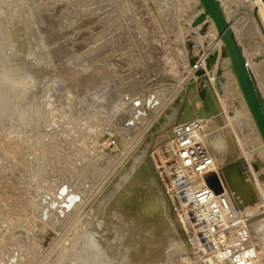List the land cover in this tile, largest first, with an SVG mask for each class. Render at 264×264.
<instances>
[{
  "label": "rangeland",
  "instance_id": "obj_1",
  "mask_svg": "<svg viewBox=\"0 0 264 264\" xmlns=\"http://www.w3.org/2000/svg\"><path fill=\"white\" fill-rule=\"evenodd\" d=\"M197 6L196 0H0L6 45L22 65L18 78L29 99L27 109L35 107L22 131L10 123V113H0L9 116L0 118V264H50L63 250L80 248L89 233L101 240L109 261L112 252L115 264H137V252L130 247L147 241L134 232L124 238L123 220L106 218V209L125 193L137 198L139 190L138 201L145 204L140 164L150 161L157 176L152 154L172 126L166 135L162 130L192 110H205L196 98L205 88L211 91L206 86L214 76L222 85L229 83L224 86L227 98L238 100V108L233 112L220 103L214 108L216 123L207 139L210 143L217 137L222 145L212 151L226 164L241 157L244 146L258 144L215 29L210 22L198 30L199 24H191L196 31L186 25ZM222 7L264 98V0H224ZM205 51L216 52V61L204 75H192L190 64ZM108 134L115 135V145L105 149L101 143ZM253 154L251 160L246 157L250 163L239 158L241 173L264 178V153ZM248 189L249 196L237 205H244L242 212L259 242V264H264V184ZM68 195L75 197L72 203H67ZM164 214L160 210L152 216L167 220ZM170 242L154 247L160 253L174 251L158 264H186L189 251ZM65 260L77 264L72 257Z\"/></svg>",
  "mask_w": 264,
  "mask_h": 264
},
{
  "label": "bare ground",
  "instance_id": "obj_2",
  "mask_svg": "<svg viewBox=\"0 0 264 264\" xmlns=\"http://www.w3.org/2000/svg\"><path fill=\"white\" fill-rule=\"evenodd\" d=\"M197 1V9L195 10V12H193L192 16L191 17H188V22L186 25H188L187 27L191 30V31H194L195 29H200L205 23L207 22H210L211 26H213V28L215 29L216 33H217V36H218V41H219V44H218V47L220 45V50L221 48L224 49L225 48V44H224V41L222 40V38L218 35V31H217V28H216V25H215V22L212 18H210V16H207L206 19L199 23V25L197 26V28H192L191 24L193 26H196L193 24L194 20L196 19V17H198L201 13L204 12V7L201 5L200 3V0H196ZM223 1L224 0H220L221 2V6H223ZM223 9V7H222ZM6 10V9H5ZM224 12V10H223ZM225 14V12H224ZM226 16V14H225ZM226 19L228 20L227 16H226ZM193 21V22H192ZM229 21V20H228ZM1 22V21H0ZM231 27H232V24L231 22L229 21ZM2 24V23H1ZM232 30L234 32V29L232 27ZM6 31V30H5ZM196 31V30H195ZM4 27H3V30L1 28V25H0V113H5V114H8L10 113V117L12 116L11 118V121L10 123L14 124V126H16L17 124V129L21 130L22 127L28 123L26 122L29 118V111L34 109V108H31L29 111V99H26L28 97H26V94H24V90H25V87H24V90L21 88V85L20 83L23 82L20 80V78H18L19 76V73H21L23 70H22V65L18 62V60L14 57L15 55L12 54V52H9V47H7L10 43H8V45H6V42H7V38L5 37V34H4ZM7 33V31H6ZM234 35H235V32H234ZM236 37V35H235ZM237 39V38H236ZM238 41V40H237ZM9 42V40H8ZM239 43V42H238ZM241 46V45H240ZM242 49V47H241ZM12 51V49H10ZM242 52H243V55L245 57V60L248 64V67L250 69V63L248 62V59H247V56H246V53L245 51L242 49ZM215 55L217 54L216 52L214 53ZM209 55H212V54H209ZM208 55V57H209ZM218 55V54H217ZM217 55H216V58H217ZM227 61V64L229 65V68L231 70V74L233 75L234 79H235V82L237 84V87H238V90H239V95H240V99L242 100V103L247 111V113L249 114V118L250 120L252 121L256 131H257V134L260 138V141L258 142V144L256 146H254L253 148H250L249 147H246L244 146V149H243V153L241 155V157L243 158V161H248V158H246L248 155L249 157V160H251V157L252 155H254L253 153H259V151L262 153H264V139L262 137V134L258 128V125L254 119V116L250 110V107L247 103V100L244 96V93L242 91V88L240 86V83H239V80H238V77L236 75V72L233 68V65H232V60H231V57L229 55V53L227 52V56H226V59ZM216 61V60H215ZM24 66V65H23ZM212 66V65H211ZM210 66V67H211ZM206 69H209V68H206ZM214 69V67H213ZM211 70V69H209ZM25 74H22L26 75V72H24ZM205 73V69H204V72L202 74H196V75H199V76H202L204 75ZM210 74V73H209ZM29 75V74H28ZM229 76H231L229 74ZM27 77V76H26ZM227 77V75H226ZM23 78V77H22ZM230 78V77H229ZM25 79V78H24ZM232 79V78H231ZM233 79V80H234ZM28 80V79H27ZM228 80V79H227ZM225 80V81H227ZM209 81V80H208ZM229 81V80H228ZM26 83V82H24ZM208 83V82H206ZM205 83V84H206ZM204 84V83H203ZM224 84V83H223ZM226 84V82H225ZM229 84V83H228ZM228 84L226 86H228ZM21 85V86H20ZM195 85V84H194ZM257 85V84H256ZM26 86V84L24 85ZM29 86V85H28ZM206 86V85H205ZM225 85H222V82L221 80L219 79V77L217 76H214L210 79L209 83H208V86L206 87H209L211 88V91L208 89L206 90L207 88L203 89L198 98H196V101H199L200 103H203V108H205V110L199 114L197 112H193L190 111V113L186 114V116H181L178 118V121L177 122H182L184 120H186L187 118L191 119L193 117H198L200 119H202V122L204 123L203 126V137H202V140L204 142V144L206 145V147L208 148V150L210 151V153L212 154V156L214 157V159L216 160V162L218 163V170H217V173H215V175L217 176L218 178V181L222 187V191L225 192V194L229 197L230 199V202L232 204V207L233 209L237 212V214L240 216V217H246L248 218V220L246 221L247 224L249 225V228L251 230V226H250V223H249V217L248 215H246L245 213L242 212V209L244 207V205H237V203L242 200L243 198H246L247 195H248V188L250 185L252 184H256L257 186H261L264 184V178L263 177H259L261 178L262 181H260V179L258 178V176H255V175H252V176H247V178H244L243 175H246L243 173H241V169L240 167L242 165H244V163H242L243 161H241L239 158H241L240 156H237V158L234 160V161H231L229 163H222L219 161L217 155L215 154V152L212 151V149H217L219 147H221L222 143L221 141L215 137L210 143H208V139H207V136L208 134L206 133L209 129H211L212 127L215 126V123L216 121L214 120V115H213V110L214 108L217 107V104H222L223 107H225L227 110H230V111H235V109H237V104H238V100L235 101L234 99H229L227 98V89L225 90ZM223 87V88H222ZM31 88V87H30ZM204 88V87H203ZM229 88V87H228ZM258 88V86H257ZM28 89V88H27ZM223 89V90H222ZM259 90V89H258ZM29 91V90H28ZM27 92V90H26ZM260 92V90H259ZM198 93V92H197ZM229 93V92H228ZM187 94V93H186ZM261 94V92H260ZM214 96H216L217 100L214 99ZM262 96V94H261ZM189 96L186 95L185 96V99H187ZM38 98V97H37ZM227 98V99H226ZM263 98V96H262ZM42 99V98H41ZM189 99V98H188ZM187 99V100H188ZM35 100V99H34ZM264 100V98H263ZM43 102V101H42ZM44 103V102H43ZM32 104V103H31ZM34 105V104H33ZM32 105V106H33ZM221 105V106H222ZM28 108V109H27ZM190 108L192 109V107L190 106ZM33 111V110H32ZM37 111V110H36ZM211 111V112H210ZM29 113V114H28ZM38 113V112H37ZM42 113V112H41ZM44 114V112H43ZM195 114V115H194ZM0 118L2 116H5L3 114H0ZM9 115V114H8ZM7 116V115H6ZM5 116V117H6ZM193 116V117H192ZM5 117H3V119L5 120ZM9 117V116H7ZM6 117V118H7ZM31 118V117H30ZM9 119V118H8ZM7 119V120H8ZM13 119V120H12ZM32 120H33V117H32ZM177 120V119H175ZM188 120V119H187ZM3 121V120H2ZM26 122V123H25ZM25 123V124H24ZM29 123H31V119L29 121ZM176 123V122H175ZM24 124V125H23ZM32 124V123H31ZM171 123H169L167 126L164 127V129L162 130V134H165L166 135V132L169 130V128L172 126L170 125ZM13 126V127H14ZM8 127V126H7ZM27 128V127H26ZM9 129V128H8ZM11 130V129H10ZM24 130V129H23ZM15 131V130H14ZM22 131V130H21ZM30 131V130H29ZM35 131V130H34ZM98 131V130H97ZM20 132V131H19ZM40 132V131H39ZM2 133V132H1ZM16 133V132H15ZM21 133V132H20ZM97 132L93 133L96 134ZM168 133V132H167ZM24 134H26L24 132ZM7 135V133H6ZM9 135V134H8ZM17 135V134H16ZM22 135V134H21ZM92 135V136H93ZM164 135V136H165ZM168 135V134H167ZM5 136V135H4ZM15 136V135H14ZM115 136V135H113ZM13 137V136H12ZM163 137V136H162ZM17 138V137H16ZM95 138V137H93ZM18 139V138H17ZM166 139V138H165ZM20 140V138H19ZM37 140V139H36ZM76 140V139H74ZM118 140V139H117ZM10 141V140H9ZM26 141V140H25ZM29 141V140H28ZM41 141V140H40ZM163 141V139H162ZM106 142V141H105ZM223 142V141H222ZM36 143V142H35ZM73 143V142H72ZM104 148L106 149V145L104 144V139L102 141V143ZM246 144V143H245ZM248 144V143H247ZM26 145V144H25ZM34 145V143H33ZM151 147V145H149ZM154 146V145H153ZM3 147V146H2ZM47 147V146H46ZM43 149V148H42ZM109 149V148H108ZM107 149V150H108ZM11 152V151H10ZM55 152V151H54ZM13 153V152H12ZM43 153V152H42ZM54 154V153H53ZM239 154V153H237ZM152 157V156H151ZM262 157V156H261ZM147 158V157H146ZM145 158V159H146ZM153 158V157H152ZM264 159V158H263ZM141 160V159H140ZM147 160V159H146ZM141 163L138 159V161L141 163V167L138 169V173H140V180L144 183H142V185H144V197L145 198V204L141 203L138 201L139 198L141 197V191L139 190V193H137L136 197L137 198H133L130 196V194H124L123 196H121L120 199H118L117 197H115L116 195H114L113 197L117 198L119 200V203H117L116 200L115 202V206L111 207V208H107L106 209V214H105V217L106 218H109V219H112L115 217H118L119 220L122 219L123 220V225H122V230H123V234H124V238L129 236L131 233L134 232V235H138V239H144L146 240L147 244H142L141 241H137L135 243L132 244V250H135L138 254H136V258L134 259L135 262H137V264H158L160 263H165V259L167 258L166 256H169L171 253H173L174 251L171 252V249H165V248H162V249H165L164 253H160L161 249L157 250L155 249L154 247L156 246L157 243H160L161 245H165L167 243H169V240H171L170 243H174L173 241H177L175 242L176 244H178L180 247L181 245L182 246H185V248H182L183 249V252H190V246L186 240V237L183 236V232L180 233V228H179V219H178V216L176 213H173L170 212V209H169V202H168V197L166 196L165 194V191L163 190L162 188V185L159 184L158 182V178L156 176V174L152 173L150 170V161H146ZM38 161V160H37ZM137 161V160H136ZM249 162V161H248ZM24 163V162H23ZM250 163V162H249ZM248 163V164H249ZM9 164V163H8ZM135 164H133L134 166ZM138 165V163H136V165L134 167H136ZM132 166V168L134 169V167ZM139 167V166H138ZM7 168V167H6ZM152 169V168H151ZM255 169V168H254ZM136 170V168L134 169ZM261 170V169H260ZM133 171V170H132ZM127 175V174H126ZM129 176V175H128ZM123 180H124V183L125 184V179L126 176L123 175V177H121ZM120 178V179H121ZM137 180V179H136ZM127 181V180H126ZM131 181V180H130ZM123 182V181H122ZM134 184H136V182L133 180ZM138 182L140 181H137V184ZM121 183V182H120ZM128 183H129V180H128ZM121 184V185H123ZM127 184V183H126ZM132 183V185H134ZM130 186V185H129ZM138 186H140L138 184ZM119 187H120V184H119ZM122 187V186H121ZM120 187V188H121ZM133 187V186H132ZM143 187V186H142ZM119 188V189H120ZM125 188V187H124ZM123 189V188H122ZM130 189H133V188H130ZM125 190V189H123ZM127 190V189H126ZM125 190V192H126ZM117 192H119L118 188L116 190ZM115 191V192H116ZM121 191V189H120ZM64 192V189H62V193ZM122 192V191H121ZM138 192V191H137ZM250 192V191H249ZM17 193V192H16ZM128 193V191H127ZM114 194V192L112 193ZM135 194V193H134ZM16 195V194H15ZM122 195V194H121ZM132 195V194H131ZM249 196V195H248ZM20 197V195H19ZM68 199H66L67 203H72L73 199H75L74 196L72 195H68ZM108 197L110 198V194L108 195ZM114 199V198H113ZM112 200V199H111ZM142 200V199H141ZM6 201V200H5ZM18 201V200H17ZM69 201V202H68ZM106 201H108L109 203V200L106 199ZM12 202V201H11ZM111 203V202H110ZM109 203V204H110ZM18 205V204H17ZM107 205V204H106ZM109 206V205H108ZM20 207V206H19ZM140 209V210H139ZM160 210H164V215L166 216L165 218H167V220H157V216H152L154 215L156 212L160 211ZM19 211V210H18ZM138 211V213L136 212ZM105 213V212H104ZM137 213V214H136ZM5 215V214H4ZM23 215V214H22ZM99 216V215H98ZM104 216V214H103ZM102 217V216H101ZM97 218V217H96ZM105 218V219H106ZM117 218V219H118ZM100 219H97V222L99 221ZM103 220V219H102ZM113 220V219H112ZM94 221V220H93ZM101 222V220H100ZM105 222L108 223V221L106 220ZM103 222V223H105ZM117 222V221H116ZM4 223V222H3ZM102 223V224H103ZM110 223V221H109ZM114 223V222H113ZM122 223V222H121ZM99 224V222H98ZM118 224V223H116ZM7 225V224H6ZM92 225V224H91ZM106 225V224H105ZM100 226V224H99ZM98 226V227H99ZM93 227V226H92ZM101 227V226H100ZM98 228V229H101V228ZM121 227V226H120ZM119 227V228H120ZM89 229V228H88ZM94 230V228L92 229ZM102 230V229H101ZM108 230V229H106ZM113 230V229H111ZM91 231V230H90ZM89 231V232H90ZM99 231V230H97ZM117 231V230H116ZM182 231V229H181ZM94 233V231H92ZM114 232V231H113ZM118 232V231H117ZM252 232V230H251ZM3 233V232H1ZM82 233V232H81ZM85 233V232H84ZM98 233V232H97ZM101 233V232H100ZM111 233V232H109ZM87 234V233H86ZM107 234V233H106ZM121 234V233H120ZM253 234V232H252ZM88 238H86V240L83 243V245L81 246L82 243H80L79 241V244H80V248H75L72 250L68 249V250H63V252H60L61 254H58L55 259H53V261L50 262V264H65L66 263V260L65 258L67 257H72L74 258L75 260H77V264H115V260L113 258V255L112 252L111 254H109V258L111 261H109L106 257V255L103 253V249L100 247V244L98 243V241L100 242L101 240H98L95 238L96 235L95 233L94 234H91L89 233L88 234ZM95 235V237L93 236ZM113 235H116V234H113ZM133 235V236H134ZM179 235V236H178ZM84 236V235H83ZM131 236V235H130ZM129 236V237H130ZM176 236V238L174 237ZM254 236V235H253ZM100 237V236H99ZM114 237V236H113ZM132 237V236H131ZM178 237V238H177ZM10 238V237H9ZM78 238V236L76 237ZM104 238V237H103ZM116 238V236H115ZM175 238V239H173ZM16 239V238H15ZM19 239V238H17ZM85 239V238H84ZM105 239V238H104ZM132 239V238H131ZM77 240V239H76ZM81 240V239H80ZM118 240V239H117ZM120 240V238H119ZM143 240V241H144ZM173 240V241H172ZM19 241V240H18ZM112 241V240H111ZM116 241V240H114ZM113 241V243L115 244V242ZM75 242V241H74ZM77 241L75 242L76 244L78 243ZM103 242V241H102ZM101 242V244H102ZM105 242V241H104ZM120 242V241H119ZM128 242V241H127ZM14 243V242H13ZM124 243V242H123ZM76 244H73L72 245H75ZM107 244V243H105ZM104 244V245H105ZM174 244V246L176 245ZM78 245V244H77ZM74 246V247H75ZM128 246V245H127ZM159 246V244H158ZM170 246V245H169ZM173 246V244H172ZM177 246V245H176ZM109 247V246H108ZM107 247V248H108ZM123 247V246H122ZM171 247V246H170ZM110 249H114V251H116V247L114 245H110L109 247ZM120 248V247H119ZM106 249V248H105ZM176 249V247H175ZM174 249V250H175ZM178 249V248H177ZM124 252L128 251L127 247L123 249ZM126 250V251H125ZM180 250V249H179ZM134 251V252H135ZM131 253V251H129ZM182 252V254H183ZM160 253V254H159ZM179 253V252H178ZM259 253V252H258ZM108 254V253H107ZM132 254V253H131ZM185 254V253H184ZM189 254V253H188ZM125 255V254H124ZM123 255V256H124ZM129 255V254H127ZM126 255V256H127ZM186 255V254H185ZM188 256V255H186ZM185 256V257H186ZM122 257V256H121ZM125 257V256H124ZM124 257H123V260H124ZM135 257V255H134ZM133 257V258H134ZM166 257V258H165ZM176 257V256H175ZM127 258V257H126ZM125 258V259H126ZM129 258V257H128ZM138 258H140L139 260H137ZM165 258V259H164ZM171 258V257H170ZM71 259V258H70ZM69 259V260H70ZM120 259V258H119ZM131 259V258H130ZM129 259V260H130ZM169 259V258H168ZM74 260V261H75ZM128 260V263H130ZM122 261V260H121ZM134 261H132L131 259V263ZM170 261V260H169ZM71 263V261H69ZM76 262V261H75ZM124 262V261H123ZM121 262V263H123ZM127 261L124 262V264H126ZM73 263V262H72ZM119 264L120 261H118ZM172 263V262H170ZM49 264V263H48Z\"/></svg>",
  "mask_w": 264,
  "mask_h": 264
},
{
  "label": "built area",
  "instance_id": "obj_3",
  "mask_svg": "<svg viewBox=\"0 0 264 264\" xmlns=\"http://www.w3.org/2000/svg\"><path fill=\"white\" fill-rule=\"evenodd\" d=\"M207 58L205 51L190 64L192 75L206 69ZM108 135L106 148L115 145V137ZM202 137V119L176 122L152 154L159 181L190 246V260L185 263L259 264V242L248 218L240 217L225 192H217L206 180L217 173L218 163Z\"/></svg>",
  "mask_w": 264,
  "mask_h": 264
},
{
  "label": "water",
  "instance_id": "obj_4",
  "mask_svg": "<svg viewBox=\"0 0 264 264\" xmlns=\"http://www.w3.org/2000/svg\"><path fill=\"white\" fill-rule=\"evenodd\" d=\"M200 3L204 7V12L196 17L193 24L197 25L203 22L207 16H210V18L214 20L218 35L224 41L225 48L231 57L232 65L238 77L244 96L264 139V100L245 60L241 46L234 35L229 21L226 19L221 2L220 0H200ZM216 55H209L206 60V68H210V66L215 62ZM203 72L204 69L197 71L196 74H202ZM206 180L209 184L216 187L217 192L222 191V187L215 173L207 175Z\"/></svg>",
  "mask_w": 264,
  "mask_h": 264
}]
</instances>
